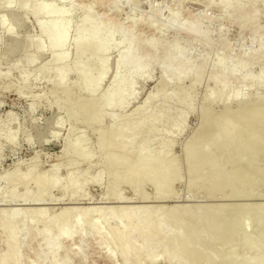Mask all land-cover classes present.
Segmentation results:
<instances>
[{"label":"bare ground","instance_id":"bare-ground-1","mask_svg":"<svg viewBox=\"0 0 264 264\" xmlns=\"http://www.w3.org/2000/svg\"><path fill=\"white\" fill-rule=\"evenodd\" d=\"M5 1L0 0V8ZM12 1L16 3L20 12L36 17L34 22L39 30L37 38H26L25 54L19 63L36 67L32 75L34 78L42 77L41 74L46 75L47 80L49 78L52 104L59 111L60 109L65 111L70 128L67 129L63 142L62 162L40 174L36 173L37 164L34 161L24 173L17 170L2 175L1 179L6 184V190L1 193L0 202H3L1 204L22 202V205L24 202V205L36 204L37 208L38 203H41V206L46 205V202L58 200L69 201L68 204L75 202V204L62 207L53 215L50 214L51 216L48 215V208H40V206L38 209H32L33 206L10 208L7 211L5 209L3 214L0 213L1 240L4 247L3 253L0 254V264H25L22 251L34 241L39 242L34 258L35 263L40 264H72L74 257L79 258L83 263L87 257L86 249L90 241L95 242L97 250L105 251L104 255L110 264L111 262L115 264L116 256L121 264H158L159 261L165 264H206L207 259H203L199 251L190 248V243L196 240L200 233L183 238L179 232L180 228L189 224V211L179 210L176 206L170 208L169 212H172L170 214L174 217V221L172 224H166L168 210L165 213L166 210L159 205L142 206L140 203L137 205L136 202L120 206L125 199L118 190L121 186H129L132 189L133 199L143 203H149V199H152L150 201L152 203L158 199L172 197L171 187L175 181L181 179V174L175 161L169 158L168 148L174 136L184 129L188 114L194 110L182 82L188 79L189 86L196 88L202 82L207 62L202 65H192L184 58V53L179 47L161 45L155 39L147 42L141 40V37V39L134 38L131 30L125 33L120 23H111L112 20L105 17L98 18L91 14L90 10L84 11L78 24L75 25L73 36H70L73 29L71 27L74 26H71L68 19L69 10L57 7L52 0L50 3L48 2L50 0ZM91 1L100 5L107 3L113 9H118L117 6L122 1L136 4V0ZM171 1H176L179 12H182L180 7L183 0ZM201 1L207 8L213 6L214 2V0ZM255 1L259 4L264 2V0ZM214 4L216 7L218 4L221 9L228 6L225 0H219V3ZM41 14L44 17H40ZM231 15H234L240 33L249 30L255 35L259 34L261 37L264 35L263 28L262 30L260 27L256 28L258 14L247 17L243 9L236 6L231 10ZM177 16V13H172L170 21L156 27V30L167 32L173 29L175 33L186 32L193 39L207 42L208 38L200 31L198 25H181L177 21ZM136 22L135 25L138 24ZM6 24L0 18V28L4 29L6 35L13 36L15 29L11 26L5 27ZM145 25L152 27V20H147ZM116 34L119 35L118 37L122 35L120 43L126 46L118 52L110 82L105 90L100 92L103 82L110 73V51L118 48V42L113 43ZM70 44L73 52L69 51L71 47L67 48ZM46 53L51 54L50 61L39 65L38 61ZM244 60L245 62H241V59L236 67L228 68L224 60L218 59L216 70L209 78L213 88L206 90L203 103L197 109L200 122L194 140L200 148L195 146L196 148L193 149L190 142L186 145L185 151L192 163L200 161L203 165H208L210 162L222 164L225 171L213 176L214 180L223 177L225 182L237 192L242 191L243 194H248V197L253 196L256 189H261L264 197V97L246 100L245 96L241 98L243 93L245 94L244 88L248 87V90L249 87L251 90L264 88V45L259 44L258 49ZM259 61H262L263 68H258L262 70L258 71L257 75L248 73L247 69ZM14 68L18 69V65H14ZM155 70L161 74L159 83L140 108L131 109L130 115H125L124 111L136 99L137 91L136 94L134 93L137 89L136 85L153 78ZM28 71L19 70L21 84L14 88L18 96L31 77L32 71ZM5 73L3 77L10 74L7 71ZM71 74L75 77L72 84L68 83ZM2 75L0 74V79L5 80ZM231 80L238 81L234 89L230 86ZM170 85L171 92L169 90L170 93H167L166 88ZM238 97L242 101H236L238 105L233 110L230 104ZM157 100L158 103L155 105ZM171 102L181 109L176 110L173 107L171 109ZM217 102L224 104L221 112L212 109V105ZM48 104L50 105L49 102ZM174 104L172 105L175 106ZM29 110L33 111V105ZM107 112H111L110 116ZM6 117V120H13L9 113ZM105 118L110 119V124L107 128H102L101 124ZM80 123L85 124L86 128L91 129V132L98 136L96 147L99 160L96 165H99L100 169H97L91 182L88 180L89 171L96 166L93 161L98 152L92 148L94 145L89 146L90 142L84 139L86 136L83 137V133L74 136L75 132L82 131L75 129ZM62 124V120L53 118L49 121V128L54 131L56 128H61ZM5 126L4 128H7ZM15 130V125H10L8 131L5 133L1 131L0 137L11 142L14 140ZM56 137L57 134L52 135V138ZM153 143L157 145L155 150H152ZM249 154L255 159V164L244 161L243 157ZM204 156H208L209 159ZM203 159L210 162H205ZM81 164L85 165L83 169L79 167ZM61 167H65V174L62 177L59 176ZM159 173L160 176H157ZM141 175H146L147 179L143 180ZM104 176H107L105 188L115 190L111 194L108 193V200L116 202L115 204L120 203L119 206H101L99 205L101 203L94 205L90 202L87 206H80L76 201L90 200L86 199L87 185L91 183L101 186ZM200 178L190 176L186 188L190 190L198 185L205 189L213 188L214 180L205 176ZM145 185L153 188L151 194L144 192ZM21 186L23 190L19 194L17 190ZM56 188L61 190L58 199H54L52 195ZM107 197L101 200H107ZM254 209L256 215L263 214L264 202ZM209 213L206 212L208 216L200 219L203 227L204 223L213 224V220L218 221L216 213L219 212L211 210ZM239 214L238 216H241ZM243 217L230 222L233 223L231 226L220 217L218 224L217 221L214 224L218 225V229L227 226L229 229H224L221 237L228 238L238 229L246 226L247 218ZM256 228L255 232L251 229L250 235L243 242V248L246 250L243 257L236 258V251L233 250L223 259L222 264H264V227ZM214 233L210 231L211 236Z\"/></svg>","mask_w":264,"mask_h":264},{"label":"rangeland","instance_id":"rangeland-1","mask_svg":"<svg viewBox=\"0 0 264 264\" xmlns=\"http://www.w3.org/2000/svg\"><path fill=\"white\" fill-rule=\"evenodd\" d=\"M52 1L57 7H62L63 9L69 10L67 13L68 19L70 20L71 26H74L71 27L73 29H71L70 36H73L72 34H74L73 30L75 28V25L78 24L80 18L84 14V11L86 12L90 10V13L93 14L94 16L96 15V17L98 18L105 17L107 19H110V21L112 20L111 23L113 22L115 24L120 23L121 26H123L122 31L124 30L125 33H129L131 30V33L134 35V38H138V39L142 38L141 40L143 41L146 40L147 42H150L152 41V39L153 40L155 39L159 41V44L161 45L165 44L170 47L172 46L179 47L184 53L183 54L184 58H186L192 65L197 66L204 64V62H207V66L203 71L204 73H203L202 82L198 86H196V88H192L189 86L190 81L188 79L187 81L184 80L182 82L183 83L182 85L185 86L184 87L185 92L188 94V96L191 99V104L193 105L194 110H192L188 114L182 132L176 134V136H174L175 134L173 135L175 138L172 139L173 141L170 143V146L168 148L169 158L175 161L176 165L179 168V172L181 174L180 178L182 179V182L180 179L179 181H175L174 184L172 185L173 187H171L170 190L173 191V193L171 192L172 197L164 200L158 199L155 200V202L153 201L154 203L153 202L151 203L150 201H152V199H149L150 200L149 203L148 202L143 203L139 200H134L131 192L132 189H130L129 186L125 185V186H121L118 190V192L122 194V197L125 199V202H123L122 204L120 203L115 204L116 202L113 203L112 201L108 200L109 194H111L112 191L115 190L105 188L107 183L106 181L107 176H104L102 182L103 184L101 186H95L93 184L91 185V183L87 185L86 187L87 189H85V193H87L86 199H90V200H79L76 202H78L80 206H87L89 202L94 203V205H98L99 203H101L99 204L101 206L102 205L119 206V204L120 206L121 205L123 206V205H130L132 204V202H136L137 205L138 203H140L142 204V206H146V205L151 206V204L153 206L159 205L166 210L165 213H167L168 210L167 213L168 215L167 216L165 215L166 224L173 223L174 217L171 215L172 212L169 211L171 210L170 208L176 206V208H179V210L183 211L184 209L187 210V212L189 211L188 213L189 224L179 229L181 236L183 238H188L194 233H200L198 238H196V240L190 243V248L192 250L199 251L202 258L207 259L208 262L206 264H222L223 259L226 256H228L229 253L233 250L236 251L235 252L236 258L238 259L242 258L243 255L245 254L244 251H246L243 248V242L250 235L251 229L253 231L254 229H257L256 227H264V213L256 215L254 209L258 204H263L264 202V197L262 196L261 189H256L257 191L256 190L254 191L253 196L251 195L248 197V194L247 195L243 194L244 192L242 191L237 192L236 189H234V187H232L230 184L225 182L223 177L214 180L213 176H215L219 172L225 171L224 166L220 163H212L210 162V160H205V159H203L205 162H210L208 165H203L202 162L200 161H197L196 163H192L188 158V156L186 155L185 148L186 145L190 142H192L191 147L193 149L196 147H198V149L200 148L199 147L200 145H197V142L194 140L195 133L197 131L200 122L197 109L203 103V98H204L203 96L205 95L206 90L208 91V89L213 88V83L209 78L216 70L218 59L224 60L228 68H234L238 65V62H240L241 59H242L241 62H245L244 60L245 57H247L251 53H254L256 49H258L259 44L264 45V35H262V37L259 34L255 35L253 31L252 33H250L251 31L249 30H244L243 33H240L238 23L236 19H234V15H231V10L237 6L243 9L247 17L253 16V14L254 15L258 14L257 22H256L257 25L256 24L255 25L256 28L260 27V30H262L261 28L264 29V2H260L259 4V2L255 0H249V1L225 0L228 3L227 4L228 6L224 9H221L218 7L217 4L219 3V0L218 1L214 0L213 2L214 7L211 6L208 8L205 4H203L204 2H202L201 0H183L182 2L183 6L181 5L180 7V11L182 12H179L178 3H176V1H171V0H136L135 5H133L131 2L122 1L117 6L118 9L115 8L116 10L113 9L111 6H109L107 3L100 5L92 2L91 0H52ZM52 1L50 0L48 2L50 3ZM215 2L217 4V7L214 4ZM170 13L171 14L177 13L178 15L177 21L181 25L182 24L198 25L200 31L208 38L207 42L209 41V43L201 39L199 40L193 39L186 32L175 33L173 29L167 32L156 30V27H159L163 24L165 25L170 21V16H171ZM41 15L42 16L40 17H44L43 14ZM0 18L1 20L5 21V24L7 22L5 27L11 26L12 28L15 29L13 36H8L5 34L4 29L0 28V74H3L2 78H5V80L0 79V86H1L0 87V133L1 131L2 133L8 131L9 126L13 124L15 125L16 128L14 140H12L11 142L7 141L6 138L4 137L2 138L0 137V149H1L0 195H1V193L6 190L5 189L6 184L3 181V179H1L3 178L2 175H6L10 172H16L17 170H19L20 173H24L26 168L29 167L34 161L37 164L36 173L40 174L45 172L55 164L62 162L61 156L63 152L62 150L63 142L65 135L69 130L68 128H70L69 125L70 122H67L65 111L61 109L59 111L55 107V105L52 104L53 98L50 97L51 84L49 83L50 81L49 78L47 80V76L41 74L42 77L39 76V78L36 79L32 76L34 75L33 72L36 67L33 68L27 65H21L19 63V61L24 57L25 54L26 38L27 37L37 38L39 36L38 35L39 30L36 26V22H34L36 17L27 16L26 14L19 11L14 1L6 0L4 5L0 8ZM149 19L152 20V24H153V26L150 28L149 26L145 25L146 21ZM136 21L138 22V24L135 25L134 22ZM116 35L117 37L114 36L115 39H113V41L115 42L113 43L115 44L118 42L117 43L118 48L119 47L120 48L110 51L109 54L110 73H108V77H106L105 81L103 82L100 92L104 91L105 88L108 86L110 82V76L113 73V66L117 58L118 52L120 51V49L123 50V48H125L126 46V45H122L124 43H120V41H122L121 40L122 35H120V37H118L119 36L118 34ZM239 35L240 37H238ZM119 45H122L123 47ZM69 47H71L69 51L73 52L71 44L67 48L69 49ZM32 50L33 48L30 49V51ZM50 57L51 54L46 53L38 61V64L40 65L41 63L43 64L45 62H46L45 64H47V61H50L49 59H51ZM257 63L250 66V68L247 69V72L257 75L258 71L262 70L259 68L261 67L263 68L262 61H259L258 64ZM14 65H18V69L16 70L15 68L13 69ZM8 69L10 72L8 71ZM23 69L27 71L29 70L28 72L31 71L32 72H31V77L26 82V87H24L21 95L18 96L14 92V88H16L18 85L20 86L21 84L19 77L20 75L18 74H19V70H23ZM6 71L7 73H10L9 75L11 79L9 78V75L3 77L6 74L5 73ZM160 75H161L160 72L155 70L153 74V78H149L142 84L136 85L137 89H135L134 91L135 94L137 91V94L135 96L136 99L133 100L132 101L133 103H131L130 107L126 111H124L125 115L128 114L130 115L131 109L132 110L138 109L144 104L146 98L159 83ZM68 79H69L68 83L71 82L70 84H72V82L75 80V77L73 76V74H71V76H69ZM232 81L234 82V84ZM10 82L13 84H11ZM229 82L231 88L233 89L234 87L236 88L238 85L237 84L238 81L236 82L234 80H231ZM6 85H9L7 86L8 89ZM4 86L6 88L5 90H4ZM171 89L172 87L170 85L166 88V92L168 93L169 90L171 92ZM257 89L258 88L251 90V87H249L248 90V87L244 88L243 92H245V94L243 93L241 98L243 99V96H245L244 98L246 100L247 98L256 99L259 97H264V88L261 87V89L260 88L259 90ZM43 97H45L47 100ZM239 97L236 100H234L235 102L234 101L233 103L231 102L230 104L231 109L233 110L236 109L238 105L237 102L242 101L241 99H239ZM48 102L50 103V105H52L51 107L48 104ZM157 103L158 100L156 101L155 105ZM172 104L174 103L173 102L170 103L171 109L172 107L173 109L176 108V110L181 109L176 104H174L175 106H173ZM31 105H33V111L29 110ZM223 105L224 104L222 102L221 104L220 102L214 103L212 105V109L215 112H221L223 110L222 109ZM8 113L11 116L10 118L11 119L13 118L12 121H10L9 119L6 120L7 118L6 114ZM107 113H108L107 115H109V113L111 114V112H107ZM113 114L116 115L117 113H113ZM53 118H59L63 122L62 126H60L61 128H56L54 129V131L50 130L49 128V121H51ZM108 119L109 118H105L104 121H102L103 122L102 123L103 126L101 124L102 128H107L109 126L110 119L109 120ZM5 125L7 126V128H4ZM85 128H86L85 124L83 123L77 124V127H75V129L82 130L85 132L77 131L75 132L74 136L83 133V137L86 136V138L84 137V139H87L88 143L90 142L89 146L92 147V145H94L92 148L96 151L97 150L96 142L98 140L97 138L98 136L94 134L93 131L92 133L91 129L86 128L85 130ZM53 134H57L58 137H56L55 139L52 138ZM241 137L243 138V136ZM153 144L154 145H152V147L154 148L152 149L151 147L150 149L155 150V147L157 145L156 143ZM206 153L210 155L209 152ZM96 157H95L96 159L94 158L93 161L95 163L94 165H96V163L99 160V152L97 153ZM204 157L209 159L208 156H204ZM243 159L248 163L250 162V164L256 163L255 159L251 154L244 156ZM79 167L80 169H83L85 165L81 164ZM94 167L95 169L93 170ZM93 168L89 171V178L87 177L89 182H91L90 180L92 179V177H94L96 172L100 169L99 165L93 166ZM64 174H65V167L64 168L61 167L59 171V176L62 177ZM157 176H160V173ZM190 176H193L194 178L197 179H199L202 176H205L206 178L214 180L213 188L205 189L200 185H198L197 187H194L190 190L187 189L186 183H188ZM141 178L143 180H146L147 176L141 175ZM22 190L23 188L21 186L18 188L17 192L20 194L22 193ZM143 190L146 194L149 193L151 194L153 188L149 185H145L143 187ZM60 192L61 190L59 188L54 189L52 193L53 198L58 199ZM235 194L239 196L236 197L234 196ZM105 195H108V197ZM104 196L107 197V200L103 201L101 200V198H105ZM55 202H46V205H41V206H40L41 203H38V208L39 206L40 208H48V215L50 214L53 215L62 207H67V206L70 207L71 205H73V203L75 204V202H72V204L69 203L70 204L69 206V204L67 203L69 201L61 202L58 200ZM1 203L3 202H0L1 214H3L8 209L10 210V208L11 209L32 208V206H33L32 209L37 208L36 204L29 205L28 203L27 205H24L25 204L24 202L23 205L22 202L8 203L10 206L5 202H4L5 204H1ZM49 203H51L52 205H49ZM62 203L68 205H64ZM12 204L14 207L12 206ZM249 205H251L250 208ZM184 206H187V208L186 207L184 208ZM211 206L213 209L211 208ZM244 208L247 209L246 211L249 213L245 212ZM235 209L238 210L237 212H239L240 214L239 213L238 214L241 216H238V214L236 215L237 212ZM211 210L219 212L216 213V215L218 214L217 216L218 221L216 220L217 224L220 218H224L225 221L228 222V226L229 224L231 226L233 223L231 224L230 222H234L236 219L242 218L244 216L247 218V219L245 218L247 222L246 226L242 229H238V231H236L232 236L228 238L221 237V235H223L224 229L225 230L229 229L227 226L218 229L217 227L218 225L216 226L214 224L216 222L215 220L212 221V223L214 222L213 224H211V222L204 223V227L200 223V219L203 216L204 217H206V215L208 216V214L205 213L206 212L209 213ZM225 210H227V212ZM241 212L243 215L241 214ZM253 212L254 214L252 215ZM205 224L207 226H205ZM214 225L217 228L213 227ZM211 230L215 232L212 236L210 235ZM1 235L2 233L0 231V254H2L4 251ZM31 243L32 244H28L27 245L28 247L26 246V248L23 249L22 251V259H23V263L25 264L35 263L34 253H36L35 251H37L39 248L37 247L39 246V242L34 241ZM94 243H95L94 241L89 242L88 244L89 246L86 249L87 257L83 263L79 260V258L74 257V259L72 258L73 259L72 264H110V261H108L104 255L105 251L99 249L97 250L96 245ZM115 261H116L115 264H121L117 256L115 257ZM35 264H40V263L37 262ZM111 264L113 263L111 262ZM158 264H165V263L159 261Z\"/></svg>","mask_w":264,"mask_h":264}]
</instances>
